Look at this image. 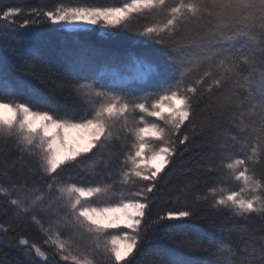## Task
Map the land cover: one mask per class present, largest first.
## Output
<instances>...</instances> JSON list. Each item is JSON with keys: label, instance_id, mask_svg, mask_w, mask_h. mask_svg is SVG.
Here are the masks:
<instances>
[{"label": "snow or ice", "instance_id": "snow-or-ice-1", "mask_svg": "<svg viewBox=\"0 0 264 264\" xmlns=\"http://www.w3.org/2000/svg\"><path fill=\"white\" fill-rule=\"evenodd\" d=\"M0 217V264H264V0H0Z\"/></svg>", "mask_w": 264, "mask_h": 264}, {"label": "trees", "instance_id": "trees-1", "mask_svg": "<svg viewBox=\"0 0 264 264\" xmlns=\"http://www.w3.org/2000/svg\"><path fill=\"white\" fill-rule=\"evenodd\" d=\"M3 2L4 3L12 2V3H18V4L31 6V5L45 4V3L50 5L52 3H55L56 0H3ZM87 2L89 3H118L119 0H87ZM87 39H89L94 44H97L105 48L112 49L116 53H119L120 51H122L124 47L127 46L126 37L124 36L105 38L99 32H95V33H90L87 36ZM52 41H53L54 46L59 44V40L56 37H52ZM48 59L51 65H58L60 62L59 57L55 54V51L52 52V54L50 55ZM32 83L36 88L40 89L41 91H45V92L47 91V89L43 85L37 84L35 81H33ZM63 103L69 104V106L74 107L73 105H71L70 101H64ZM210 138L211 136L209 135L205 137L204 139L207 140ZM2 151H8L9 154L6 157L8 163H11V161L15 159V157L18 155V153L15 152L14 150L9 151L8 149H3ZM189 157L195 158V152L186 153L184 159L187 160ZM80 175H86V173L83 170H81ZM209 183H211V181H209ZM213 222L215 225H219L221 223V218L213 217L211 220L196 221L195 226L193 227L192 231L193 233H195L198 228L208 230L210 229V226L213 224ZM30 231L32 230L30 229ZM169 231L173 233L180 232L179 229H170ZM32 234L35 237L34 231L32 232ZM177 239H179V236H177ZM82 243H87V240L82 241ZM154 247L158 249H173L174 245L168 239L159 238L156 244L154 245ZM176 250L179 251V249H176ZM12 255L17 256L18 254L16 252H13Z\"/></svg>", "mask_w": 264, "mask_h": 264}]
</instances>
